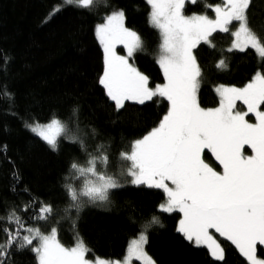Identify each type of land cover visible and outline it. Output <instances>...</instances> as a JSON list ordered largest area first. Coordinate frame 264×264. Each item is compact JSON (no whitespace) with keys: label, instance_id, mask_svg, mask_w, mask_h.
<instances>
[{"label":"snow or ice","instance_id":"snow-or-ice-1","mask_svg":"<svg viewBox=\"0 0 264 264\" xmlns=\"http://www.w3.org/2000/svg\"><path fill=\"white\" fill-rule=\"evenodd\" d=\"M61 2L63 7L91 9L100 0ZM203 2L211 7L214 18L208 14L186 15V0H146L150 7L148 22L159 35L155 61L164 78V83L155 87L130 62L135 53L146 51V47L144 39L125 26L124 10L114 9L96 26L95 35L104 53L98 82L116 111L125 108L129 101L145 105L159 97L167 101L166 114L142 138L132 141L130 150L120 151L119 170L115 173L108 171L109 150L104 145L89 151L80 134L77 110H73L68 121L57 117L46 123L26 121L28 130L53 151L58 150L63 139L77 145L86 159L82 163L73 160L69 166L62 208L47 202L36 204L32 198L22 208L14 206L0 215V221L14 226L0 227L6 236L0 242V264H4L7 250L14 245L17 250L33 252L38 264H131L133 258L141 264H155L145 245L148 230L156 225L163 227L156 215L131 240L122 260L86 259L92 249L78 231L84 199L93 205L106 204L110 194L126 185L161 190L164 199L158 210L179 213L176 231L194 246L206 247L213 259L222 261L224 249L210 230L229 241L247 264H264V259L257 256L258 246H264V72H255L243 87H217L219 106L203 108L198 101L202 71L193 54L201 44L214 48L210 39L214 33H229L233 39L228 51L245 52L251 48L264 60V37L249 24L252 0H220L214 6L208 5L207 0ZM234 22L235 30H231ZM117 45H123L126 55L117 53ZM223 65L221 60L217 67ZM0 96L11 99L6 88L0 89ZM237 101L247 111L237 109ZM249 114L255 116L254 123L246 119ZM72 123L75 128L69 126ZM92 131L94 134L95 129ZM245 146L251 150L250 155L242 151ZM205 150L222 172L204 162ZM34 204L37 211L29 220L47 223L55 218V226L49 231H42L36 223H26L20 215ZM62 223H68L74 232L75 243L71 247L58 238Z\"/></svg>","mask_w":264,"mask_h":264},{"label":"trees","instance_id":"trees-1","mask_svg":"<svg viewBox=\"0 0 264 264\" xmlns=\"http://www.w3.org/2000/svg\"><path fill=\"white\" fill-rule=\"evenodd\" d=\"M207 2L214 6L220 0ZM56 6L61 10L52 13ZM114 9L124 10L125 26L145 41L146 51L135 53L132 62L149 77L152 87L163 83L155 61L159 35L148 22L150 7L146 0H100L91 9L63 7L61 0H0V89L11 93V99L0 96V215L14 206L22 208L32 198L36 204L47 202L62 208L69 166L73 160L82 163L86 159L77 145L63 139L58 150L53 151L28 130L26 121L46 123L53 117L68 121L77 110L80 134L89 151L104 145L109 150L108 171L115 173L119 170L120 151L130 150L131 142L142 138L166 114L167 101L159 97L145 105L126 102L125 108L117 112L98 82L104 55L95 27ZM184 12L214 18L211 7H206L203 0L187 5ZM248 19L264 37V0H252ZM235 23L231 30H235ZM210 39L214 48L201 44L193 50L202 71L198 101L203 108L219 105L217 87H243L255 72H264V60L254 50L228 51L233 39L229 33H214ZM221 60L224 65L217 67ZM210 158L205 150L202 159L207 162ZM163 199L161 190L132 185L115 190L106 204L93 205L85 198L78 231L92 249L86 259L121 260L131 240L156 215L163 227H151L145 245L155 264H247L219 234L214 233L224 249L222 261L185 240L176 231L180 214L158 210ZM36 204L20 215L26 223H36L47 232L55 226V218L47 223L29 220L37 211ZM3 226L14 227L0 221ZM58 238L63 245L73 246L74 232L68 223L59 226ZM5 239L0 232V242ZM7 251L4 264H37L35 254L28 249L17 250L14 245ZM258 255L264 258L261 246Z\"/></svg>","mask_w":264,"mask_h":264},{"label":"rangeland","instance_id":"rangeland-1","mask_svg":"<svg viewBox=\"0 0 264 264\" xmlns=\"http://www.w3.org/2000/svg\"><path fill=\"white\" fill-rule=\"evenodd\" d=\"M192 5V4H194L193 2H191V0H186V4H185V7L187 6V5ZM60 8V6H56L55 8H54V10H53V12L52 13H54L55 11H57L58 9ZM185 9V8H184ZM186 15H192V14H186ZM98 25V24H97ZM96 25V26H97ZM96 28V27H95ZM96 39H97V37H96ZM97 41H98V39H97ZM98 43H99V41H98ZM99 45H100V43H99ZM100 47H101V49H102V52H103V48H102V46L100 45ZM249 49H251V48H249ZM116 50H117V53L118 54H120V55H126V50L123 48V45H117V48H116ZM256 53V52H255ZM257 54V53H256ZM103 55H104V53H103ZM258 55V54H257ZM133 57H134V55H133ZM133 57H131L130 58V62L131 63H133L132 61H133ZM136 66V65H135ZM137 67V66H136ZM162 72V71H161ZM163 74V73H162ZM164 83V82H163ZM162 84V83H161ZM154 87H155V85H154ZM220 87V86H219ZM215 93L217 94V92L215 91ZM217 96H218V98H219V95L217 94ZM130 102V101H129ZM132 103V102H131ZM219 106V105H218ZM217 106V107H218ZM237 109H239V110H243V111H247V108H246V106H244L243 104H241V102H239V101H237ZM262 110H264V106H262ZM249 116H251V117H249ZM249 116L248 117H246V119H250V118H252L253 119V122H251V123H254L255 122V116L254 115H252V114H249ZM250 122V121H249ZM245 150H247V152L245 151ZM243 152H244V154L245 155H250L251 154V150L247 147V146H245L244 147V149L242 150ZM208 152V151H207ZM210 155H211V157L212 158H210V161H207V162H205V163H207L210 167H212V168H214L215 170H217V171H220V172H222V168L220 167V166H217V165H219L218 164V162L215 160V158L212 156V154L210 153V152H208ZM202 158H203V154H202ZM217 166V167H216ZM179 224V223H178ZM210 233H212L213 234V236H214V238L216 239V237H215V235H214V230H210ZM216 234H218V233H216ZM201 247H203V246H201ZM262 247V249L264 250V246H261ZM203 248H205L206 250H207V248L206 247H203ZM208 251V250H207ZM127 255V250H126V254H125V256ZM124 256V257H125ZM211 256V255H210ZM257 256H258V258L259 259H264V258H262V257H260L259 255H258V253H257ZM123 257V258H124ZM122 258V259H123ZM121 259V260H122ZM96 259H94V260H90V261H95ZM103 260H105V259H103ZM111 261H120V260H111ZM37 264H38V261H37ZM131 264H141V262L140 261H138V260H136L135 258H133L132 259V261H131Z\"/></svg>","mask_w":264,"mask_h":264}]
</instances>
